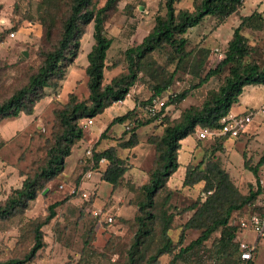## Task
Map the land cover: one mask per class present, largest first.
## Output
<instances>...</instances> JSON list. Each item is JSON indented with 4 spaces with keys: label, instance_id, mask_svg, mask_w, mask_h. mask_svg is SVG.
<instances>
[{
    "label": "rangeland",
    "instance_id": "374dc122",
    "mask_svg": "<svg viewBox=\"0 0 264 264\" xmlns=\"http://www.w3.org/2000/svg\"><path fill=\"white\" fill-rule=\"evenodd\" d=\"M194 1L198 0H177L175 7L193 11ZM105 2L92 0L96 8H101ZM70 3L71 0H0V103L27 83L41 65L44 54L55 46ZM163 4L164 0H118L114 9L107 13L104 33L112 43L106 54L103 85L127 73L126 49L140 44L151 31L155 17L164 14ZM254 12L260 14L259 23H255L259 27L241 31L250 48V55L244 63L264 64V0H245L237 12L221 24L215 17H206L199 25L189 29L185 34L189 56L181 63H178L169 46L150 53L141 61L138 81L130 88L125 99L112 103L93 118L91 126L82 127L83 138L66 158L64 171L46 184V191H41L35 201L13 217L0 219V261L22 258L32 245L35 223L44 220L50 204L64 200L56 209V217L42 226L45 247L30 264H129L128 249L136 231L134 219L141 198L139 187L148 181L154 161L155 150L150 140L161 135L162 127L151 124L137 129L138 145L132 150H122L119 145L129 139L137 124L149 120L142 103L150 98L151 87L156 83H163L172 76L169 92L181 93L190 89L189 96L177 108H166L165 114L170 121L177 119L184 109L200 106L210 91L217 90L228 74L227 67L201 87L191 88L197 84V77L203 78L224 58L227 44L240 19ZM43 23L51 27L49 37L45 35ZM10 29L15 34L13 38L9 37ZM92 32L93 24L90 23L84 28L80 39L76 59L78 65L71 71L67 69L58 88L45 90L46 97L36 105L32 116L20 115L0 120V203L6 200L12 189L21 186L24 178L33 176L44 166L47 152L59 132L56 113L64 109L68 95L73 93L78 101H87L84 68L87 66V52L93 45ZM214 50L222 54L221 59H217ZM67 77L77 81L70 85ZM132 104L134 113L129 123L111 127L102 138L93 135L107 123L108 117L130 111L128 109ZM232 111L236 114H254L238 138L205 136L200 133L202 130L197 129L193 136L181 141L179 167L168 180L167 187L155 199V213L161 216L150 223V235L138 249L135 264H146L149 256L160 247L163 216H172L167 236L172 242L173 255L178 254L180 249L188 248L201 234L202 230L193 229L182 232L194 213L192 206L204 199L203 183L192 187L182 186L186 165L195 167L205 155L212 156L228 173L240 194L247 195L249 189L254 188L255 177L244 168L243 153L245 160L253 167L264 152V85L245 86ZM155 120L157 124L160 119ZM111 147L115 148L116 155L128 167H132L127 169L118 188L114 190L102 180L107 163L101 160L92 181L81 183L80 188L70 194L76 176L86 172L83 165L85 150L91 148L93 152H101ZM82 193H86L88 198H83ZM245 211H248V206L233 212L228 225L234 226L237 216ZM106 216L113 218L112 224L103 221ZM241 236L251 242L255 240L250 232ZM219 237L220 231L213 233L206 242L179 255L176 264H238L232 248L225 255L220 254L216 247ZM158 260L160 264H168L170 256L164 255ZM263 262L264 249H260L252 264Z\"/></svg>",
    "mask_w": 264,
    "mask_h": 264
},
{
    "label": "trees",
    "instance_id": "16d2710c",
    "mask_svg": "<svg viewBox=\"0 0 264 264\" xmlns=\"http://www.w3.org/2000/svg\"><path fill=\"white\" fill-rule=\"evenodd\" d=\"M117 1L106 0L104 6L96 8L93 6L92 0H71L68 14L62 20L59 38L55 46L44 54L41 65L28 78L27 83L0 103V120L16 118L20 115L32 116L36 105L46 97L45 90L58 88L59 83L65 78L67 69L74 65L84 28L90 23L93 24V45L86 55L87 66L84 68L88 99L87 101H78L75 94L68 95V103L63 110L56 113L59 132L47 152L44 166L33 176L24 178L19 188L9 192L6 200L0 203V219H9L18 211L26 209L31 202L39 197L41 191H44L46 184L55 180L64 171L66 158L71 155L73 147L84 135L82 127L78 123L82 120L93 119L109 108L112 103L124 100L130 88L138 81L142 60L156 49L169 46L178 59V63H181L189 56L186 51L187 39L185 37L189 29L199 25L206 17H215L221 24L235 14L245 0H198L193 2V11L176 8L177 0H164V14H158L155 17V24L151 31L140 44L126 49L124 56L127 73L120 74L112 78L110 83L103 85L106 54L112 43L104 33V22L107 13L114 9ZM259 21L260 14L258 12L243 16L238 26L233 30L224 52V58L218 62L215 68L209 69L203 78L197 77L198 82L191 89L201 87L209 79L219 76L226 67L228 68V74L224 77L223 83L217 90L210 91L200 106L184 109L177 119L170 121L165 114L166 108L168 106L177 108L189 96L190 89L174 93L175 96H169L164 107L155 116L147 115L149 120L137 124L131 131L129 139L119 145L122 150H132L138 145L137 129L151 124L162 127L161 135L154 136L150 140L155 150L154 161L148 173V181L139 187L141 198L137 203L138 214L134 219L136 231L128 249L129 264L136 263L137 251L144 239L150 235V223L161 216L155 213V199L159 192L167 187L168 180L179 167L178 153L181 149V141L193 136L197 129L219 128L221 118L231 111L245 86L264 85V64L244 63V60L250 55V48L247 38L241 33L244 28L259 27L255 25ZM43 27L45 35L49 37L51 27L44 23ZM10 32H12L11 29ZM171 82L172 76L167 81L156 83L151 87L152 95L142 103L143 110L151 98L168 92ZM133 113L134 109L122 116L114 117L99 138H102L111 127L129 123ZM155 119H160L157 124ZM86 150L83 160L86 172H96L101 160L105 161L107 165L102 173V180L110 184L114 190L117 189L119 181L127 169H132V167H128L126 162L116 155V150L113 147L101 152L91 150L90 156L86 155ZM243 159L244 168L248 169L255 177L254 188H250L247 195L240 194L228 173L217 164L212 156L205 155L195 167L191 164L185 166L182 186L192 187L203 183L204 199L192 206L191 209L194 210V213L183 226L182 232L188 229L202 230V232L196 240L189 244L188 248L180 249L178 254L173 255L172 242L167 236L172 216H163V225L160 230L162 243L156 249L155 254L149 256L146 264H160L158 259L164 255L170 256L168 264H176L179 255L206 242L217 231H220V237L216 247L219 248L220 254L225 255L227 250L232 248V252L236 254L237 263L240 264L236 241L238 231L235 226H229L228 221L233 212L249 206L261 193L256 183L259 179L260 168L264 166V152L253 167L249 165L248 160H245V153H243ZM83 175L76 176V183L73 186L76 190L81 186ZM166 200H168V196ZM63 201L50 204L47 207L48 214L44 220L35 223L32 245L27 253L20 259L10 258L4 262L0 261V264L32 263L38 252L45 247L42 226L56 217V209L62 205ZM90 204L91 202H89ZM260 249L263 248H258L256 253ZM253 261H249L248 264H252Z\"/></svg>",
    "mask_w": 264,
    "mask_h": 264
},
{
    "label": "built area",
    "instance_id": "2783aa9c",
    "mask_svg": "<svg viewBox=\"0 0 264 264\" xmlns=\"http://www.w3.org/2000/svg\"><path fill=\"white\" fill-rule=\"evenodd\" d=\"M14 35V32L9 33V37L11 38H13ZM214 52L217 59L222 58V54H219L217 50H214ZM174 93L175 92L168 91L161 96L151 98L144 109L145 113L150 117L155 116L164 107L169 96H175ZM253 116L254 114H252V112L236 114L230 111L221 118L219 128L203 129L200 133H203V135L205 134V136H227L236 139L244 133ZM92 123V119H86L80 122V126H91ZM91 153V148L86 150L87 156H90ZM93 173L94 171L86 172L81 178V183L84 184L89 181ZM256 185L261 190V193L249 204L248 211L237 216V222L234 224L238 231L236 241L238 244L240 264H248L249 261L254 260L258 248L264 249V166L260 168L259 179ZM61 188H63V186H61ZM76 191L75 188H70L69 190L70 194H74ZM81 195L83 198H88L86 193H82ZM103 221L107 224H112L113 218L111 216H106ZM246 232L254 234V242L246 240L241 236L242 233Z\"/></svg>",
    "mask_w": 264,
    "mask_h": 264
},
{
    "label": "crops",
    "instance_id": "0c3cea01",
    "mask_svg": "<svg viewBox=\"0 0 264 264\" xmlns=\"http://www.w3.org/2000/svg\"><path fill=\"white\" fill-rule=\"evenodd\" d=\"M88 53V52H87ZM78 63V61L76 60V62H75V64L72 66V67H70L69 68V71H71L72 69H75L76 68V65H78L77 64ZM85 66V65H84ZM82 73H83V70H80ZM80 78V77H79ZM67 81H70L71 83H69L70 85L72 84V83H75L76 81H77V79H75V80H70L69 79V77H67ZM68 84V85H69ZM134 106H133V104L131 105V106H129V109L128 110H131L132 108H133ZM231 112H233L232 111V108H231ZM235 112V111H234ZM126 112H124V113H122V114H120L119 116H122V115H124ZM238 113V112H237ZM114 117H108V121H107V123L105 124V125H103V127L102 128H100L99 129V132L97 133V134H93V135H95L96 137H98L100 134H101V132L103 131V129L105 128V126L113 119ZM152 126H154V125H152ZM93 175H94V173H93ZM93 175H92V177L90 178V180L89 181H92V178H93Z\"/></svg>",
    "mask_w": 264,
    "mask_h": 264
},
{
    "label": "water",
    "instance_id": "95a60500",
    "mask_svg": "<svg viewBox=\"0 0 264 264\" xmlns=\"http://www.w3.org/2000/svg\"><path fill=\"white\" fill-rule=\"evenodd\" d=\"M24 55L26 56V54H24ZM45 191H46V190H45ZM45 191H44V192H45ZM44 192H43V193H44Z\"/></svg>",
    "mask_w": 264,
    "mask_h": 264
}]
</instances>
